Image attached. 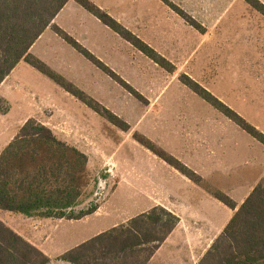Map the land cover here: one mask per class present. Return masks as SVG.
<instances>
[{
	"label": "rangeland",
	"instance_id": "1",
	"mask_svg": "<svg viewBox=\"0 0 264 264\" xmlns=\"http://www.w3.org/2000/svg\"><path fill=\"white\" fill-rule=\"evenodd\" d=\"M67 7L65 13L78 9V13L87 15L83 19L73 14L72 26L76 29L78 20L85 22L83 31L88 33V39L103 45V49L99 46L96 50L106 52L93 53L83 46L140 98L110 79L49 29L29 53L127 123L130 131L125 133L112 126L24 62L16 66L0 89V98H6L10 107L8 119L0 118L15 125L21 124L19 119L23 117L34 119L87 157V187L77 211L97 205L99 215L111 225L146 212L157 203L174 204L181 200L203 217L192 222H222L231 211L206 189L239 200L255 176L251 169L256 155L254 148L260 150L263 146L181 85L179 77L190 73L228 107L264 125V24L252 22L250 26L260 31L258 40L243 35L225 43L224 50L208 59L202 57L201 51L189 60L188 56L175 55L172 57L175 72L169 74L112 31L105 32L108 28L76 2ZM62 17L54 20L57 26ZM224 131L233 137L228 136L222 148ZM134 134L150 140L195 171L202 178V185L183 177L139 145L133 139ZM5 220L7 227L41 251L53 237L57 242L66 237L67 243L68 236L81 228L69 220L20 216H8Z\"/></svg>",
	"mask_w": 264,
	"mask_h": 264
},
{
	"label": "trees",
	"instance_id": "2",
	"mask_svg": "<svg viewBox=\"0 0 264 264\" xmlns=\"http://www.w3.org/2000/svg\"><path fill=\"white\" fill-rule=\"evenodd\" d=\"M69 1L0 0V85L20 62H24L109 124L127 133L130 131L127 123L29 53L49 29L110 79L140 98L101 60L54 23ZM161 1L191 27L202 31L201 26L185 12L167 0ZM243 1L264 17L262 3ZM74 2L155 65L169 74L174 73L175 68L169 61L127 31L106 11L89 0ZM179 82L264 147V134L237 112L187 75H181ZM9 110L7 101L0 98V116L8 114ZM133 139L177 173L202 185V178L180 160L143 136L134 134ZM86 166L87 157L82 152L57 138L43 124L28 119L0 154V211L33 220L78 221L94 214L97 205L77 211L87 187ZM206 190L231 210L233 216L199 264H264V181L254 187L238 208L223 193ZM178 223L179 219L173 213L155 206L52 261L0 221V264H148Z\"/></svg>",
	"mask_w": 264,
	"mask_h": 264
},
{
	"label": "crops",
	"instance_id": "3",
	"mask_svg": "<svg viewBox=\"0 0 264 264\" xmlns=\"http://www.w3.org/2000/svg\"><path fill=\"white\" fill-rule=\"evenodd\" d=\"M89 1L100 9L106 11L109 16L127 31L169 61L174 68L175 64L172 62V57L175 55L182 54L188 56L189 60L191 58L194 59L201 51L202 57L208 59L214 54L219 53V51L224 50L226 47L225 43L231 40L240 39L243 35H248L250 37L253 36L252 40H258L260 31L258 28L252 29L250 26L253 25L252 22H262L264 24V17L254 11L243 0H167L198 23L202 28L201 32L187 24L176 12L161 0ZM258 1L264 5V0ZM72 2L74 1L70 0L57 15L58 17L60 15L63 16L61 24L58 27L67 34H71L78 43L80 42L82 46H87L89 51H92L93 53L99 51L96 50L99 46L103 49V45L98 46V43H93L88 39V33L83 31V24H85V22L78 20L75 25L76 29L72 26L71 21L73 14L75 15L76 13L83 19L87 18L85 13H78V9L74 10V13L72 12L71 14L65 13L68 4ZM244 26H248L249 29H246ZM104 30L105 32H110L109 29ZM114 36L116 37V35ZM124 42L128 44L126 41ZM128 46L133 48L130 44H128ZM99 52L106 51L102 50ZM189 74L190 73L187 74L189 78L210 92L206 86L199 83L194 76ZM5 81L0 85V89H2ZM231 109L233 110V108ZM9 113L0 117L8 119ZM237 113L264 134V125L255 123L246 114H241L240 112ZM28 119L29 117H23L22 119H19V121H22L21 124L15 125V123H4V119L0 118V154L14 139L19 128ZM222 135L224 140L220 143V147L223 148L225 143L227 144V137H233V135L230 132L227 133V131H224ZM213 137L216 136L214 135ZM248 145L253 146L250 143H248ZM261 148L263 149L258 150V148H254V150H256V155L252 158L253 166L251 169L255 176L250 183V188L242 194L239 200H233L236 203L237 208L245 201L254 187L264 181V147ZM207 150L209 154L212 153L211 149ZM180 201H176L174 204L157 203L154 205L161 206L173 213L178 217L179 223L154 253L148 264H199L213 241L222 233L223 229L233 216V212L230 210V214L218 224H211L210 222H207L206 224L200 222L194 223L192 221H197V218L203 217L197 213L198 211L196 209L193 210L191 204H188L187 202V204H184ZM8 216L15 217L17 215L0 211V221L4 224H6L5 219H7ZM101 218L103 217H101L96 211L94 214L81 220L70 221L75 222L78 226H81V228H76L77 230L75 229L68 236L69 239L67 243L65 242L66 237H63L58 242L55 237H53V240L44 243L42 251L38 248L37 249L50 260H55L99 234L131 219L129 218L117 224L113 223L108 225L107 222H105L106 218H103L104 220L102 219V222ZM54 221L61 222V220ZM57 231H59V229Z\"/></svg>",
	"mask_w": 264,
	"mask_h": 264
}]
</instances>
